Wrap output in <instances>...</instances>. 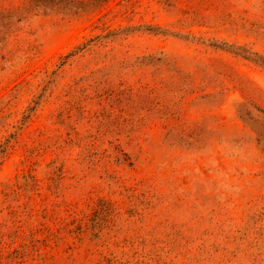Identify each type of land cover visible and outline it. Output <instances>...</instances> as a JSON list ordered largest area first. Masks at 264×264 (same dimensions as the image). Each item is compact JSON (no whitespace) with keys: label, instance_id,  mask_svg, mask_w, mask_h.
I'll use <instances>...</instances> for the list:
<instances>
[{"label":"rangeland","instance_id":"374dc122","mask_svg":"<svg viewBox=\"0 0 264 264\" xmlns=\"http://www.w3.org/2000/svg\"><path fill=\"white\" fill-rule=\"evenodd\" d=\"M0 264H264V0H0Z\"/></svg>","mask_w":264,"mask_h":264}]
</instances>
